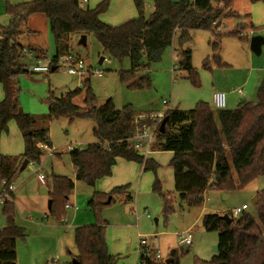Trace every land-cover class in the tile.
<instances>
[{
    "label": "trees",
    "instance_id": "1",
    "mask_svg": "<svg viewBox=\"0 0 264 264\" xmlns=\"http://www.w3.org/2000/svg\"><path fill=\"white\" fill-rule=\"evenodd\" d=\"M132 1L137 17L119 26H111L100 19L109 10L111 0H103L95 8H82L79 0H31L19 6H11L7 0L11 17L8 26L0 27V87L4 95L0 101V137L7 132L8 124L14 122L22 135L24 152L18 157L0 153V182L16 181L25 161L41 164V146L51 147L49 125L60 118H68L69 122L89 119L96 123L93 129L96 142L69 153L77 181L93 188L97 181L111 176L118 158L142 165L145 172L156 175L159 166L134 151L130 141L138 126L152 121L136 123L138 113L131 107L117 110L112 99L96 108L91 75L83 80L81 88L69 95L56 98L50 92L46 101L48 114L20 112L17 81L29 73V65L23 63L26 53L35 54V62L47 59L40 48L28 46L27 49L20 40L23 32L38 35L29 27L35 16L48 21L55 42L56 54L50 60L49 74L56 73L60 69L59 60L71 54L74 36L93 35L110 59L119 63L130 61V71L120 72L119 78L131 90L151 86L148 76L135 81L144 66L143 60L160 58L173 44L175 36L181 43L188 39L191 31L202 30L219 40L227 34L239 37L246 29L239 24L235 31L222 33L220 30L221 19L242 18L231 11L234 0H153V10L148 17L143 0ZM249 1L252 5L264 4V0ZM217 40L212 44L213 53L219 58ZM178 57V69L196 84L199 74L191 63V50L179 53ZM164 117L168 118L165 132L160 134L158 131L152 151L173 154L169 166L174 173L175 192L190 207L199 204L208 189L228 194L244 189L264 176V80L257 91V103L242 102L235 110H214L200 102L192 110H168ZM152 188L164 201L162 216L167 219L174 212L173 200L162 192L157 177ZM129 189V186H121L109 193H93L88 207L96 223L75 230L77 253L68 252L72 258L68 264L73 261L77 264H117L120 258L110 253L106 238L108 224L100 215L118 198L131 202L130 193H127ZM68 193L51 195L49 214L57 220L65 216ZM256 206L262 228L246 212L238 219H233L230 212V225L223 221L222 214L204 215V229L219 235V255L210 262L196 259L194 264H264V191L257 194ZM2 215L6 224L0 229V264H17L16 247L18 242L25 240V229L16 224L13 201L2 208ZM167 260H170L168 264H180L176 252H172ZM167 260H158L150 249L140 255V264H167Z\"/></svg>",
    "mask_w": 264,
    "mask_h": 264
},
{
    "label": "rangeland",
    "instance_id": "2",
    "mask_svg": "<svg viewBox=\"0 0 264 264\" xmlns=\"http://www.w3.org/2000/svg\"><path fill=\"white\" fill-rule=\"evenodd\" d=\"M30 1L8 0L11 6H19ZM152 1L143 0L146 17L152 12ZM181 1L173 0V2ZM187 1L192 2L193 0ZM8 2L7 0H0V27L2 28L8 26L11 17L7 10ZM251 5L249 0H234L231 10L242 18L240 20L233 18L221 19L219 21L221 32L235 31L238 28V23L244 22L246 16L251 18ZM257 23L259 28L249 27V25L247 27L241 24L246 29L244 28L245 31H242L239 37L227 34L217 40V38L213 39L209 32L199 30L191 31L188 39L180 43L175 36L173 44L163 51L160 58L154 61L143 60L144 66L140 73L136 75L135 81L148 76L151 86L145 89L131 90L127 88L125 83L120 81L119 73L130 71V61L125 60L119 63L110 59L103 52L93 35L86 37V47L78 45L80 36H74L70 53L83 58L85 65L92 71L90 81L97 99L96 108L112 99L117 110L131 107L142 115L144 120L142 122L152 121L151 124H143L154 127L159 120L156 117L165 116L168 110H192L200 102L206 103L216 110L212 100L216 92L225 94V110H235L242 102L257 103V91L260 87L257 86L260 83L257 80L264 74V47H262V54L256 56L250 51L249 44L250 39L254 36L264 38V13L258 14ZM29 27L30 30L38 32V35L32 36L27 32H23L20 38L21 43L27 49L28 46L40 48L43 55L47 57L46 60L41 61L40 65L48 66V62L56 54L55 42L50 32L49 23L43 17L35 16L30 21ZM251 31L254 35H251ZM216 40L219 48L217 52L219 58H216L213 53L212 43L216 42ZM187 50H191V63L199 74L196 84L193 80L187 78L185 72L178 69L179 53ZM247 53L251 55V62H249V56H246ZM34 56L35 54L29 58L26 53L23 63L31 65L35 62ZM102 58L105 61L99 65V61ZM64 71L65 68L61 66L54 74H30V71H28L27 75L19 77L17 81L20 89L19 103L23 113L46 115L48 114L46 101L50 92H53L56 98H61V96L69 95L81 88L84 79L68 76ZM96 71L101 72L102 76L96 77L93 74ZM238 90H242L243 94H239ZM3 96V91L0 87V98L2 97L3 99ZM211 100L212 102H210ZM230 100L234 101L236 105L229 109L228 103ZM153 117L155 118L150 119ZM52 122L49 135L53 142V150H55V153L60 152L63 155L62 160L66 165L69 164V152L67 151L69 147L82 150L86 147L85 144L96 142L93 136V129L96 123L93 120L76 119L73 122H69L68 118H60ZM151 143L153 145V142ZM152 145L150 146V152H153ZM0 153L10 157H18L23 154L22 136L14 122L8 124L7 132L0 137ZM52 161L55 162L56 158H46L44 162L41 161V171L51 173L52 167L50 164ZM36 167L39 170V165H36ZM33 173L30 168H26L20 173V177L16 179V184L24 178L28 183H31L33 194L52 192V178H47V185H41L36 180V174ZM79 184L81 185L79 192L74 190L71 193L72 197L76 194V198H72L70 201L72 205L78 208L76 214L78 218L72 224V229L63 233L64 237L61 242L60 239H55L52 228L41 226L45 223L42 219L46 218H48L47 223L50 224L52 221L63 223L60 219L57 220L48 214V205L51 198L44 203L47 211L46 215L43 214V208H31L30 214L24 212L26 211L24 210L25 205L20 207V213L16 211V224L25 229V240L18 242L16 247L17 264H68L72 261L68 252H71V254L77 253L74 244L75 230L83 226H93L96 223L95 216L88 207L91 198L89 199V192L86 190L92 187L84 182H79ZM261 191H264V176L251 182L246 188L228 194L215 189H208L202 197L203 200L199 204L190 207L187 203L181 201L175 191L165 192L162 190L169 197V200H173L174 208V212L165 219L162 216V209H160L161 205L163 208L164 201L157 192L153 191L149 199L139 202L135 206L136 194L134 191L131 192L129 190L127 193H130L132 200L134 199L133 202L129 203L127 199L122 201L120 198L121 202L117 199L114 205L106 207L101 212L100 217L108 221L110 226L130 225L133 221L131 227L135 224V218L138 217L141 224V233L144 234L140 239H146V245L142 246L140 250H136L140 255L145 254L146 249H150L155 254V257H157L156 253L159 252L163 260H167L172 252H176L180 264H194L196 259L210 262L219 255V252L215 251V248L219 247V235L216 232H207L204 229L202 225L203 216L207 214L228 215L236 208L247 205L248 210L245 212L251 215L253 221L262 228L256 206L257 194ZM224 195H228V198L224 199ZM33 201L37 202L36 198H33ZM27 206L32 207L30 204ZM65 212L66 216L74 214L70 211ZM125 213L126 217L123 221ZM82 215H88L93 220L84 221L81 219ZM147 215L150 220L146 218ZM30 219H32V225L22 222L23 220L30 221ZM155 219L158 220L157 225H155ZM67 220L69 219L67 218ZM58 230L63 232L60 228ZM188 231L193 236V245L187 248L180 245L178 235ZM134 248L135 245H130L127 248L128 256H135L136 251H134ZM136 248H138V245ZM184 250L188 252H183ZM54 260H57V262L54 263ZM118 264H122V262Z\"/></svg>",
    "mask_w": 264,
    "mask_h": 264
},
{
    "label": "crops",
    "instance_id": "3",
    "mask_svg": "<svg viewBox=\"0 0 264 264\" xmlns=\"http://www.w3.org/2000/svg\"><path fill=\"white\" fill-rule=\"evenodd\" d=\"M88 1L89 2L87 4V7L90 5L91 6V7L89 6L90 8H95L103 0H88ZM251 8H252L251 9V12H252L251 18H246L247 17L246 16L244 19V22L238 23V25L244 24L247 27L249 25V27L254 26L255 28H259V25L257 23V17H258L259 13H264V4L260 3V4L251 5ZM152 10H153V7H152ZM136 17H137V12L134 8L132 0H111L109 10L105 14L101 15L100 19L104 23L109 24L111 26H119V25L133 19V18H136ZM246 56H249L248 59H249V62H251V60H252L251 55L249 53H247ZM29 58H31V57L29 56ZM263 79H264V74L257 80V81H260V83L257 85L258 87L262 83ZM1 100H2V97L0 98V101ZM212 100L210 102H212ZM234 105H236L235 102L230 100L228 103L229 109L232 108ZM139 117L141 118L142 115L139 114L137 118H139ZM52 123L53 122H51L49 125V133H50V127H51ZM22 140H23V138H22ZM50 141H51V147L50 148L54 149L52 139H50ZM82 141H84V140H82ZM88 144H92V143H88ZM88 144H85V146H87ZM71 148L74 149L73 147H71ZM23 152H24V143H23ZM54 153H55V150L50 157H47V159L48 158L49 159L50 158H56V161L55 162L52 161L50 164L52 169L55 167H58V166H72V165H70V162L68 165L64 164V162L62 160L63 155L60 152H57L55 154ZM146 157L148 159H152L159 166V168L156 172V175H154L152 172H145L144 167L142 165H138V164L132 163V162H127L121 158H118L116 160L115 165L112 168V174L110 177L99 180V181H97L96 185L93 188L86 189L89 192V199L92 198L91 196L93 195L94 192L109 193L114 188L121 187V186H129L130 187L129 190L131 192L134 191L136 194L135 195V206H136L139 202H143V201L149 199V196H151V194L153 192L152 187L154 185L156 177L161 182V187H162L163 191H165V192L173 191L174 192L175 191L174 173H173V170L171 169V167L169 166V163L173 158V154L170 152H150L146 155ZM68 160H69V158H68ZM44 161L45 160H42V162H44ZM39 170H40V172H42L46 176V180L48 177L52 178L53 190H52V192H49V193L44 192V193H40V194H33L32 188H31V183H28L26 179L23 178L18 184H16L17 180L14 181L13 184L15 185V191H14L15 193L13 192L11 201H13V203L16 207V211L19 213H20V207H22V206L24 207V205H25L24 210H26V211H24V212H27L30 214L29 211H31V208H34V209L43 208L44 209L43 214L46 215L45 213L47 211L44 207V203L48 199L51 198V195L57 194V193H66V192L68 193L69 192L68 193L69 198H68V202H67V204H68V203H70L72 198H76V194L73 197L71 196L72 191L75 190L76 192H79V189L81 188L80 187L81 185L79 184V181H77V179L75 182L70 183L64 179L63 180L55 179L51 176V173H47L46 171H44V172L41 171V165H39ZM51 172H52V170H51ZM20 173H22V172H20ZM20 173H19L17 179L20 177V175H21ZM37 182H38V180H37ZM44 185H47V182H45ZM33 198H36L37 202L33 201ZM118 200H120V199L118 198ZM133 201H134V199L131 202H133ZM29 204L32 205V207L27 206ZM70 205H72V203H70ZM28 208H30V209H28ZM49 208L50 207L48 205V214H49ZM160 209H162V205H161ZM131 210H133V209H131ZM70 212H72L74 214L66 216V212H65V216H63L60 219V221L63 223H58V222L55 223L54 221H52V223L50 224V223H47L48 218H46V219H42V221L47 223V224L44 223L41 226H44L45 228H52L53 234L55 235V239H58V240L60 239V242H61L62 238L64 237L63 233H65L69 229H72V227H73L72 224L78 218L76 215L78 210H77V212L70 210ZM125 217H126V213L123 217V221L125 220ZM67 218L69 220H67ZM146 218H147V216H146ZM64 219H65V222H64ZM81 219L84 221L93 220L92 217H90L88 215H82ZM31 220L32 219H30V221ZM148 220H150V219L148 218ZM155 220H157V219H155ZM155 220H154V222H155ZM30 221H27V220L24 221L23 220L22 222H25V223H28L29 225H32L33 222L32 221L30 222ZM106 222L108 224L107 231H106V238H107V243H108L110 253L112 255H118L120 258L119 261L117 262V264L119 262H122V264H130V263L140 264V254L137 251H138V249L140 250V248H141L140 241L142 239H140V237L144 234L141 233V224H140V220H138V217L135 218V224H133V227H131V224L133 223V221L130 223V225H124V226H123V224L119 225V226H110L108 221H106ZM157 222H158V220H157ZM5 224H6L5 218L2 215V210H0V229H2L5 226ZM64 224H65V226H64ZM157 224L155 223V225H157ZM58 228L63 230V232H60L58 230ZM130 245H135V248L138 245V248H136V249L134 248V251L137 250L136 254L134 252V254H135L134 257L128 256L127 248ZM151 245L153 246V244H151ZM192 245H193V243H192ZM191 246H189V247H191ZM112 248H114V250H112ZM158 251H160V250H158ZM69 253H71V252H69ZM130 258H132V259H130ZM53 262L56 263L57 260H54Z\"/></svg>",
    "mask_w": 264,
    "mask_h": 264
},
{
    "label": "built area",
    "instance_id": "4",
    "mask_svg": "<svg viewBox=\"0 0 264 264\" xmlns=\"http://www.w3.org/2000/svg\"><path fill=\"white\" fill-rule=\"evenodd\" d=\"M88 0H79V6L84 8L88 4ZM251 35H254V33L251 31ZM31 57V55H29ZM40 61L38 62H33L31 65H29L28 71L30 73H36V74H48L51 71V62H48V66H41ZM59 68L63 66L65 68L64 73L68 76L71 77H77L78 79H86L88 78L91 74L92 71L90 68H88L85 63L83 58H81L79 55H68L63 58H61L58 62ZM96 77H101L102 73L101 72H94L93 73ZM239 94H243L242 90H238ZM213 104L214 108L216 110H224L226 107V96L222 92H216L213 96ZM164 116L156 117L158 120V124L154 127H149V125L143 124L142 126H138L134 136L131 138V145L134 149V151L138 152L142 156H146L148 153H150V146L152 145L151 142H153L157 132L159 131L160 123L162 121ZM150 118V119H154ZM144 121L143 118L139 117L136 118V123H140ZM41 154H42V160H45L47 157H50L54 150L48 146H41ZM73 149L69 147L67 151L69 153ZM41 160V161H42ZM27 168H30L35 174L38 182L40 184H45L46 182V176L42 173L39 172L38 168L36 167L35 164H28ZM51 176L55 179H60V180H66L67 182H75L77 179V173L75 169L72 166H58L52 169ZM15 191V185L8 180H3L0 182V208H3L7 202H10L12 199L13 192ZM65 211H70L73 210L77 212V207L74 205L66 204L64 207ZM248 210L247 205H243L240 208H236L235 210L231 211L232 218L237 219L241 216V214L245 211ZM45 218V217H44ZM147 218H150L147 215ZM65 222V219H64ZM178 240L180 245L189 247L193 243V236L190 231L188 232H183L178 235ZM146 245V239H142L140 241V246H145ZM157 259L161 260L160 253L157 252Z\"/></svg>",
    "mask_w": 264,
    "mask_h": 264
},
{
    "label": "water",
    "instance_id": "5",
    "mask_svg": "<svg viewBox=\"0 0 264 264\" xmlns=\"http://www.w3.org/2000/svg\"><path fill=\"white\" fill-rule=\"evenodd\" d=\"M78 45L82 46V47H86V37L85 36H82L78 42ZM250 51L255 54L256 56H260L261 53H262V47H264V38L262 37H252L250 39ZM103 63V59H101L99 61V65H101ZM30 74H36V73H30ZM20 112H22V109H20ZM168 121V118L167 117H163L161 123H160V127H159V133L160 134H163L165 132V126H166V123ZM28 161H25L20 169V172H23L27 166H28ZM47 174V173H46ZM224 199H227L228 198V195H224L223 197ZM51 205V201H49V207ZM222 219L223 221L227 222V224H231L232 223V219L228 216V215H223L222 216ZM155 223L157 224V220H155ZM215 251H219V247H216L215 248ZM166 263H170V260H167ZM73 264H77L73 261Z\"/></svg>",
    "mask_w": 264,
    "mask_h": 264
}]
</instances>
